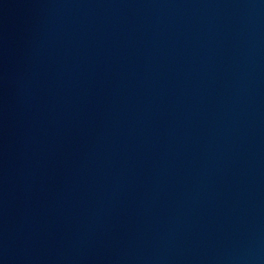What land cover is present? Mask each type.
<instances>
[{
    "label": "water",
    "instance_id": "obj_1",
    "mask_svg": "<svg viewBox=\"0 0 264 264\" xmlns=\"http://www.w3.org/2000/svg\"><path fill=\"white\" fill-rule=\"evenodd\" d=\"M0 264H264V0H0Z\"/></svg>",
    "mask_w": 264,
    "mask_h": 264
}]
</instances>
